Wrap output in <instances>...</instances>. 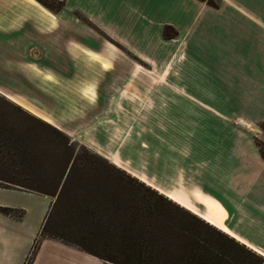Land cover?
I'll return each mask as SVG.
<instances>
[{
	"label": "crops",
	"instance_id": "0c3cea01",
	"mask_svg": "<svg viewBox=\"0 0 264 264\" xmlns=\"http://www.w3.org/2000/svg\"><path fill=\"white\" fill-rule=\"evenodd\" d=\"M57 1L52 14L36 0H0V80L9 88L38 72L52 92L64 84L79 99L41 110L30 97L6 98L206 221L212 203L222 230L264 258V0ZM45 19L64 22L66 45L26 64L42 50ZM0 191L34 205L0 203L12 207L0 208V264H26L36 241L29 264H107L39 238L49 197Z\"/></svg>",
	"mask_w": 264,
	"mask_h": 264
},
{
	"label": "rangeland",
	"instance_id": "374dc122",
	"mask_svg": "<svg viewBox=\"0 0 264 264\" xmlns=\"http://www.w3.org/2000/svg\"><path fill=\"white\" fill-rule=\"evenodd\" d=\"M36 2L47 13L56 14L62 8L61 2L57 0ZM207 2L213 3L212 0ZM166 18L169 16L166 15ZM62 25V20L52 26L48 20H43L42 50L28 54L26 64L40 66L42 54L51 46L61 48L66 45L67 38L61 31ZM174 33L171 28L164 29L167 38L174 36ZM44 78L38 72L26 71L10 85L12 90L2 85L0 80V186H17L49 197L52 203L40 232L41 238L59 240L74 248H77L74 244H78L98 254H102L106 247L113 251L122 235H130L127 230L130 212L135 205L133 199L141 196L143 189L130 182L128 177L134 178L127 173L100 160L79 143L71 142L53 125L35 117L32 109L23 101L20 106L6 98L9 95L30 97L41 110L52 109L54 101L64 104L68 98H78L66 97L75 92L60 83L57 84V90L52 92L48 88V79ZM259 128L263 133L264 124ZM256 141L259 149L264 151V138L260 133L256 135ZM143 186L148 188L145 184ZM174 199L176 203L180 202ZM167 200L179 208L183 207L172 199ZM0 203L28 205L29 202L0 191ZM29 205L34 206L33 203ZM182 209L187 211L186 208ZM207 214L206 210L204 216ZM3 215L0 213V223L4 222ZM218 221L220 223L221 220ZM32 222V218L25 219L20 227L21 232L28 235V225ZM123 230L126 232L123 233ZM4 237L0 234V238Z\"/></svg>",
	"mask_w": 264,
	"mask_h": 264
},
{
	"label": "trees",
	"instance_id": "16d2710c",
	"mask_svg": "<svg viewBox=\"0 0 264 264\" xmlns=\"http://www.w3.org/2000/svg\"><path fill=\"white\" fill-rule=\"evenodd\" d=\"M260 154L264 158L262 149ZM128 179L143 189L141 196L133 199L127 230L130 235H122L113 251L106 247L102 254L74 246L107 264H264L263 257L202 217L183 210L167 197L182 208L175 206L137 180ZM37 244L38 241L26 264L31 262Z\"/></svg>",
	"mask_w": 264,
	"mask_h": 264
},
{
	"label": "bare ground",
	"instance_id": "6f19581e",
	"mask_svg": "<svg viewBox=\"0 0 264 264\" xmlns=\"http://www.w3.org/2000/svg\"><path fill=\"white\" fill-rule=\"evenodd\" d=\"M45 15V14H44ZM46 16V15H45ZM44 18V17H43ZM50 18V17H49ZM41 19V18H40ZM47 19V18H46ZM50 22V21H49ZM50 24V23H49ZM52 24V23H51ZM50 24V25H51ZM89 56V55H88ZM88 58V57H87ZM91 59V58H90ZM93 60V58L91 59ZM97 60V59H96ZM103 60V59H102ZM98 61V60H97ZM95 62V61H93ZM97 64V62H95ZM101 67V66H100ZM45 79V78H44ZM49 79L48 77H46V80ZM87 86V85H86ZM84 88V87H83ZM86 90V88L84 89ZM90 93V92H89ZM205 205L208 206V209H209V212H210V215L207 217V221L209 223H211L212 225H214L215 227L217 228H220V229H223V226L215 219L216 215L218 214L219 210L217 207H215L212 203L208 202V201H205L204 202Z\"/></svg>",
	"mask_w": 264,
	"mask_h": 264
}]
</instances>
